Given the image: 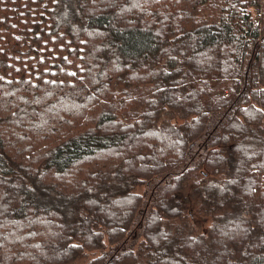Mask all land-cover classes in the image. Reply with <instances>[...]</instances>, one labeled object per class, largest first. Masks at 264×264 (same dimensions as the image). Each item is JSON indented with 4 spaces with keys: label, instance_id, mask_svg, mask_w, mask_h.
Returning <instances> with one entry per match:
<instances>
[{
    "label": "trees",
    "instance_id": "1",
    "mask_svg": "<svg viewBox=\"0 0 264 264\" xmlns=\"http://www.w3.org/2000/svg\"><path fill=\"white\" fill-rule=\"evenodd\" d=\"M38 231L60 264H264V0H0V264Z\"/></svg>",
    "mask_w": 264,
    "mask_h": 264
},
{
    "label": "rangeland",
    "instance_id": "2",
    "mask_svg": "<svg viewBox=\"0 0 264 264\" xmlns=\"http://www.w3.org/2000/svg\"><path fill=\"white\" fill-rule=\"evenodd\" d=\"M99 59H101V56H99ZM103 70V69H102ZM100 71V70H99ZM169 112L167 113V114H164V116L162 117V121H164V120H166V119H169L170 118V115H172L173 113H172V111H170V110H168ZM146 113V112H145ZM170 113V114H169ZM149 116L150 117H153L152 115H150L149 114ZM141 121L142 119L141 118H137V120L136 121ZM136 124V128L135 129H138L140 126H141V124L140 123H135ZM159 124H161V123H159ZM129 152L130 151H127L126 153H127V155L128 156H130V154H129ZM123 156V155H122ZM123 157H125V156H123ZM108 160H109V165L110 166H114V165H116V164H118V165H120V167H122V168H118V166L112 171V172H114V176H119V174L122 172L123 174H124V170H122L123 169V167H124V165L126 164L125 162L127 161V159H123L122 161H120V160H115V159H113V158H108ZM127 163H129V162H127ZM138 165H139V163H138ZM115 167V166H114ZM131 175V174H130ZM130 175H128V176H125V177H128V178H130L131 176H136L137 174H135V173H132V175L130 176ZM118 176H117V178H118ZM118 179H120V177L118 178ZM225 181V179L224 180H222L221 182H224ZM219 184V183H218ZM141 186H139L138 188H137V190H136V194H140V195H143L144 194V191L147 189V185H143L142 183L140 184ZM225 198L226 197H222L221 196V198H220V202L221 203H223L224 204V200H225ZM190 199H192L193 200V198L191 197ZM200 200V199H199ZM53 201V204H59V201L57 200H52ZM48 202H46V203H41V204H47ZM230 204H237V203H235L234 201H231L230 202ZM49 205V204H48ZM225 207H226V205H225ZM32 218V220H36L37 219V217L36 216H34V215H30L28 218ZM69 223V222H68ZM60 224H63V222H61ZM196 224L198 225V227H199V230L201 231V232H205V231H209L212 227H213V225H214V222H212L211 221V219L210 218H207V219H204L203 217H200V216H196ZM231 225V223L230 224H225V227H229ZM220 227V226H219ZM38 233H39V236H40V238L39 239H41V240H39V242H41V243H44V242H46L47 243V245L45 244V246H44V244H38L37 245V247H36V252L35 251H26V250H24L23 251V259L21 260V262L20 263H18V264H60V262H62V260H57V261H54L55 259H57L59 256H63L64 257V259L66 260L67 259V257H68V255L69 254H65V252H64V250L62 249V247L59 245V244H57V246H55L54 245V247H50L49 245H48V240H49V238H50V234H46L45 235V232H40V231H38ZM15 235H17L16 233H15ZM143 238V237H142ZM131 241H136V240H131ZM104 244H105V246H106V248L104 249V250H97V251H89L88 253H86L85 254V252H81L80 254H79V256L76 258V260H74L73 262H71V263H69V264H93V263H91L93 260H96V259H99V258H101L103 255H102V253H104V252H109L110 250H111V246L109 245V243H108V240H107V238L105 239V242H104ZM131 245V242L127 245V246H124V248H127V247H129ZM121 247V246H120ZM138 247V245H136L135 246V248H137ZM53 249V250H55V252H57V253H55V255H56V257L55 256H53L52 255V253H51V251H48L47 249ZM32 249V248H31ZM47 250V253L49 252L50 253V255H49V257H50V259L49 260H46V262L45 261H42L41 263L40 262H35V263H32V260H31V258H29L28 257V255L29 254H33V255H36V253H40L41 254V252L42 251H45V250ZM65 255V256H64ZM234 255H236L235 253H234ZM52 257H54V258H52ZM63 259V260H64ZM107 260H104L102 263H105ZM53 262V263H52Z\"/></svg>",
    "mask_w": 264,
    "mask_h": 264
}]
</instances>
